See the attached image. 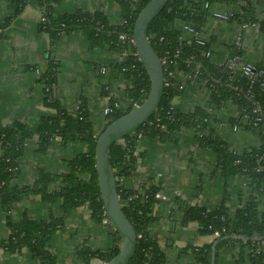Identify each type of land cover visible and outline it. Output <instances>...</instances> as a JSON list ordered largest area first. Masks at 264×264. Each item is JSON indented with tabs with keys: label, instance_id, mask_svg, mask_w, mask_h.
<instances>
[{
	"label": "trees",
	"instance_id": "obj_1",
	"mask_svg": "<svg viewBox=\"0 0 264 264\" xmlns=\"http://www.w3.org/2000/svg\"><path fill=\"white\" fill-rule=\"evenodd\" d=\"M59 1L10 0L13 10L0 25V39L13 18L26 5L33 3L43 18L40 17L39 27L49 36L51 43H55L62 34L79 30L91 47H103L118 53L119 59L111 68L115 75L121 74L127 81L125 93L129 104L121 108L117 98L109 92L108 83H103L100 94L108 110L103 127L97 130L88 114L85 99L79 101L74 112L62 107L55 94L60 69L57 61L49 59L44 68L26 66L34 72L39 70L35 83L41 89L42 109L36 114L34 128L20 120L0 123V206L6 213L9 230L7 237L0 239V248L9 255L26 250L38 264L57 263L48 247L52 236L63 226L62 221L52 217L36 221L27 215L14 221L9 214L14 204L38 195L44 202L61 201L65 207L86 205L93 222L100 223L104 218L110 222L101 195L95 158L96 141L111 122L140 105L150 89V78L135 54L134 44L127 39L132 38L136 18L149 0H115L122 14V21L118 24L111 23L101 10L77 9L56 14L54 8ZM262 9L264 0H167L149 21L148 40L157 56L163 59L161 97L155 111L134 130L114 140L108 150L119 203L136 236L135 251L127 264H165L166 261L157 235L149 230L156 219L153 209L161 181L155 176H144L137 186L131 187L125 182L136 173L138 158L141 157L138 143L143 137L176 143L177 133L183 129L192 133L195 146L214 153L215 171L225 185L234 177L242 178L247 185L245 198L234 209L226 204L227 193L223 201L212 209L175 198L173 204L180 210V223L195 222L199 236L213 237L211 242L199 246L190 242L180 253L190 252L195 259L194 264H211L212 247L215 246L214 264H220L221 254L231 251L233 264H264V53L254 65L244 58L236 65L214 62V47L222 29L211 26V21L217 19L213 14L221 13L226 16L221 18L225 20L226 27L257 24L263 29ZM121 34L126 38H120ZM197 39H203L204 43H198ZM208 51L209 55L206 54ZM243 54V49L232 47L233 57L241 58ZM247 64L255 68L253 76L244 73L243 67ZM176 70L183 73L184 82L176 78ZM192 84L207 89L212 111L200 106L183 111L172 106L183 89ZM224 107L234 110L226 122L229 126L256 136V140L242 150L231 148L218 129L209 124L216 120V111ZM55 139L63 148L78 144L85 149L66 159L64 172L38 168L32 184L20 185L17 182L19 160L27 143L33 140L35 152L45 153ZM110 224L113 245L92 249L84 242L79 244L76 253L82 264H104L119 253L121 235ZM215 232L218 235L215 236Z\"/></svg>",
	"mask_w": 264,
	"mask_h": 264
},
{
	"label": "crops",
	"instance_id": "obj_2",
	"mask_svg": "<svg viewBox=\"0 0 264 264\" xmlns=\"http://www.w3.org/2000/svg\"><path fill=\"white\" fill-rule=\"evenodd\" d=\"M54 9L56 14L77 9L101 10L111 23L122 21L115 0H60ZM12 10L10 0H0V25ZM260 12L264 20V9ZM40 17L39 8L29 3L4 29V37L0 39V123L20 120L34 128L36 114L42 109V93L35 83L36 72L26 66L44 68L48 60L52 59L60 64L55 94L62 107L74 112L79 101L85 99L90 119L95 128L100 130L106 121L103 112L105 101L100 94L103 83H108L109 92L117 98L121 108L129 104L125 93L127 81L121 74L115 75L111 68L119 59L118 53L103 47H91L87 37L79 30L62 34L55 43H51L49 36L39 27ZM211 26L222 29L214 47V62L236 65L237 61L244 58L254 65L261 60L264 53V28L260 29L257 24L246 28L226 27L225 20L221 18L213 19ZM234 46L244 50L241 58L232 56ZM235 58L237 61L234 62ZM102 67H105L104 73L100 71ZM175 76L184 82V75L179 70L175 71ZM172 106L183 111L198 106L209 111L213 109L208 104L207 89L197 84L186 86L174 99ZM232 111V107L217 110L216 120L209 124L218 129L231 148L242 150L253 143L256 136L226 123ZM177 136L176 143L141 138L137 147L141 157L138 158L136 173L125 182L128 186H137L144 176H155L161 181L157 204L153 209L156 219L149 230L157 235L165 254V264H194L193 255L190 252L180 253L181 249L190 242L195 246L211 242L213 237L199 236L195 222L186 225L180 223V210L173 204L175 198L212 209L223 201L227 193L226 204L234 209L245 198L247 184L242 178L234 177L225 185L215 171L214 153L195 146L192 133L185 129L178 132ZM84 149L78 144L63 148L55 139L45 153H36L35 142L29 141L19 160L17 182L20 185L32 184L38 168L55 173L64 172L67 169L66 159ZM9 214L14 221L20 220L23 215L36 221L48 220L50 217L61 219L63 226L52 236L48 247L56 257V264H82L76 248L83 242L92 249L108 248L114 243L111 228L104 223L93 222L86 205L65 207L61 201L48 203L36 195L16 202ZM8 233L6 213L0 206V239L6 238ZM232 254L233 251L221 254L219 263L233 264ZM37 262L26 250L9 255L0 248V264Z\"/></svg>",
	"mask_w": 264,
	"mask_h": 264
},
{
	"label": "water",
	"instance_id": "obj_3",
	"mask_svg": "<svg viewBox=\"0 0 264 264\" xmlns=\"http://www.w3.org/2000/svg\"><path fill=\"white\" fill-rule=\"evenodd\" d=\"M166 2L167 0H149L139 12L134 24L133 44L136 54L150 78V89L147 96L140 105L134 106L130 111L111 122L96 141L95 158L102 199L110 222L121 235L119 253L104 264H127L135 251V232L122 212L119 203L114 171L108 160V150L114 140L138 127L155 111L158 105L164 82L163 67L162 60L157 56L148 40L147 26ZM213 15L217 18H223L215 15V13ZM189 28L192 29V27ZM235 61L237 58L234 59ZM214 251L215 246L212 247L211 264H214Z\"/></svg>",
	"mask_w": 264,
	"mask_h": 264
},
{
	"label": "built area",
	"instance_id": "obj_4",
	"mask_svg": "<svg viewBox=\"0 0 264 264\" xmlns=\"http://www.w3.org/2000/svg\"><path fill=\"white\" fill-rule=\"evenodd\" d=\"M215 15H217V16H219V17L226 18V16L223 15V14H221V13H215ZM41 19H43V18L41 17ZM185 28H187L186 25H185ZM119 37H120V38H126V36H125L124 34H121ZM127 39L129 40V42L133 43V39H132L131 37H128ZM197 42L200 43V44H203V43H204V42H203V39H202V40H201V39H197ZM135 54H136V53H135ZM206 54L209 55L210 52L208 51ZM136 55H137V54H136ZM161 60H162V64H163V59H161ZM100 71H101L102 73H104V71H105V67H102V68L100 69ZM243 71H244V73L249 74V75H252V76L255 74V68L253 67V65H249V64L244 65V67H243ZM36 72H39V70L36 69ZM180 87H182V86H180ZM107 110H108V108L105 106L104 109H103V112L106 113ZM234 128H235V127H234ZM102 222H103L104 224H107V223H108V220H107L106 218H104V219H102ZM214 235H215V236L218 235V232H215ZM263 244H264V241H263ZM102 263H103V262H102Z\"/></svg>",
	"mask_w": 264,
	"mask_h": 264
},
{
	"label": "flooded vegetation",
	"instance_id": "obj_5",
	"mask_svg": "<svg viewBox=\"0 0 264 264\" xmlns=\"http://www.w3.org/2000/svg\"><path fill=\"white\" fill-rule=\"evenodd\" d=\"M254 25V24H253ZM250 26H252V25H250ZM246 27H249V25L248 26H244V25H242L241 27H236V28H246ZM36 72V71H35ZM38 72H36V74H37ZM100 223H103L102 221L100 222ZM107 226H108V228L110 229L111 228V230H112V227H111V224H110V222H108L107 224H106Z\"/></svg>",
	"mask_w": 264,
	"mask_h": 264
},
{
	"label": "rangeland",
	"instance_id": "obj_6",
	"mask_svg": "<svg viewBox=\"0 0 264 264\" xmlns=\"http://www.w3.org/2000/svg\"><path fill=\"white\" fill-rule=\"evenodd\" d=\"M220 24H222V22H219Z\"/></svg>",
	"mask_w": 264,
	"mask_h": 264
}]
</instances>
